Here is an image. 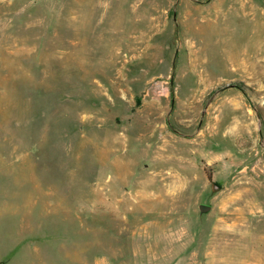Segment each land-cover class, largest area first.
<instances>
[{"label":"rangeland","instance_id":"obj_1","mask_svg":"<svg viewBox=\"0 0 264 264\" xmlns=\"http://www.w3.org/2000/svg\"><path fill=\"white\" fill-rule=\"evenodd\" d=\"M235 193L253 214L219 231L200 206ZM245 261L264 264V0H0V263Z\"/></svg>","mask_w":264,"mask_h":264},{"label":"crops","instance_id":"obj_2","mask_svg":"<svg viewBox=\"0 0 264 264\" xmlns=\"http://www.w3.org/2000/svg\"><path fill=\"white\" fill-rule=\"evenodd\" d=\"M102 84V83H101ZM98 85V83H97ZM106 97H108L110 103H113V98L109 96L108 92L104 91L102 92ZM105 97V96H104ZM101 124V123H100ZM99 124V125H100ZM105 124V123H102ZM223 192V191H222ZM221 192V193H222ZM220 195L215 196V199H217ZM239 195L237 196V193L234 195L229 196V201H222L219 203L218 207L215 209L214 207L210 206V210L208 212L213 210V213L216 215L215 220L217 221V224L224 225L223 227L221 226V229H236L241 227L242 225L247 224L248 221H250V216L253 214V206L255 204H251L248 207L245 206H239ZM220 214V216L217 217V214ZM222 213V214H221ZM213 217V216H212ZM240 263V262H239ZM244 264H256L254 262H241Z\"/></svg>","mask_w":264,"mask_h":264},{"label":"bare ground","instance_id":"obj_3","mask_svg":"<svg viewBox=\"0 0 264 264\" xmlns=\"http://www.w3.org/2000/svg\"><path fill=\"white\" fill-rule=\"evenodd\" d=\"M178 194H179V196H180V192H179ZM110 211H111V210H110ZM142 227H143V226H142ZM151 227H152V226H151ZM148 228H149V226H148ZM137 230H138V229H137ZM136 232H137V231H136ZM147 232H148V231H147ZM145 233H146V232H145ZM145 233H144V235H145ZM150 233H151V232H150ZM148 234H149V233H148ZM139 235H140V234H139ZM145 236H146V235H145ZM147 237H148V236H147ZM140 239L142 240V238H140ZM144 239H145V238H144ZM177 240H178V239H177ZM177 240H175V241H177ZM135 241H136V240H135ZM136 242H138V240H137ZM139 242H141V241L139 240ZM145 245H146V244H145ZM175 245H176V244H175ZM135 246H136L137 251L140 250L141 247H142V246H141V243H140V244H136ZM147 249H148V247H147ZM145 250H146V249H145ZM146 251H147V250H146ZM153 251H154V250H153ZM148 252H149V251H148ZM148 252H147V253H148ZM150 252H151V250H150ZM138 255H139V254H138ZM142 255H143V254H142ZM150 255H151V254H150ZM155 255H156V254H155ZM156 256H157V255H156ZM153 257H154V256H153ZM157 257H158V256H157ZM143 258H144V255H143ZM148 258H152V257H149V256H148ZM151 260H152V259H151ZM151 260H150V261H151ZM153 260H154V259H153ZM155 260H157V259H155ZM136 261H137V260H136ZM153 262H154V261H153ZM150 263H151V262H150ZM157 263H158V262H157ZM139 264H141V263H139ZM154 264H155V263H154Z\"/></svg>","mask_w":264,"mask_h":264},{"label":"built area","instance_id":"obj_4","mask_svg":"<svg viewBox=\"0 0 264 264\" xmlns=\"http://www.w3.org/2000/svg\"><path fill=\"white\" fill-rule=\"evenodd\" d=\"M169 93V88L168 87H164L160 90V94L161 95H167Z\"/></svg>","mask_w":264,"mask_h":264},{"label":"water","instance_id":"obj_5","mask_svg":"<svg viewBox=\"0 0 264 264\" xmlns=\"http://www.w3.org/2000/svg\"><path fill=\"white\" fill-rule=\"evenodd\" d=\"M200 209H201L203 212H206V211L210 210V207H209V206H205V205H201V206H200ZM0 264H4V263H0Z\"/></svg>","mask_w":264,"mask_h":264}]
</instances>
